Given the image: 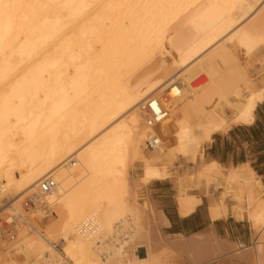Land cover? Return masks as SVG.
<instances>
[{
    "label": "bare ground",
    "instance_id": "obj_1",
    "mask_svg": "<svg viewBox=\"0 0 264 264\" xmlns=\"http://www.w3.org/2000/svg\"><path fill=\"white\" fill-rule=\"evenodd\" d=\"M263 102L264 0H0V264H177L158 181L264 264L261 178L206 154Z\"/></svg>",
    "mask_w": 264,
    "mask_h": 264
},
{
    "label": "crops",
    "instance_id": "obj_2",
    "mask_svg": "<svg viewBox=\"0 0 264 264\" xmlns=\"http://www.w3.org/2000/svg\"><path fill=\"white\" fill-rule=\"evenodd\" d=\"M256 114L260 115V119L257 117L255 124L259 122V125L261 127H264V123H263L264 121V102L259 105L256 111ZM257 128L259 129L260 127L257 126ZM232 131L233 130H230L229 132H232ZM229 134L230 133H227L226 135H219V137H222L221 141H216L215 138H217L218 136H215L213 143L207 148V153H206L207 156L210 157L212 160L216 161L217 163L224 165L226 168L236 167L238 165H243L246 163H250L251 167H253V160L252 159L250 160L248 156V153H249L248 149L250 148L249 142L239 141V142L233 143L232 141L228 139ZM262 142H264V133H263ZM256 157L260 158V160L263 161L264 160V150L262 149L257 154ZM262 164L263 165H261L262 167L260 170L254 167L253 169H255L257 175L261 178V181L264 184V162H262ZM156 184L160 185V187H162L163 189V190L160 189L157 192L156 191L153 192L154 194L159 193L158 194L159 200L162 201V204H160L157 208L159 209L160 212H162L165 215L166 219L168 220V224H169L168 226L167 225L163 226L164 229L162 228L164 237L166 236V239H168L169 243L174 244L173 246L177 253H181L183 255L186 253V255L184 256L182 255L181 258L178 257V259L176 260L177 264H186V263L189 264L190 263L189 262L190 261L189 250L192 253L195 252L198 254V255L196 254L195 255L198 256L199 258V264H252L253 263L252 256L250 253L247 252L248 258L247 256H245L246 253H244L243 254L244 257L241 256L239 257L240 259L238 258L236 254L237 248H240V246L242 245H244L245 247H248V246L250 247L257 240L258 236L255 230L252 229L251 225L248 224V222L238 221V220L236 221V219H234V217H232L231 215H229L227 218H220V219L213 220L210 217L206 202L204 203V201L190 215L188 216L179 215L180 212H178L179 210L176 205V201L174 197L175 190L172 187V184L169 181H158ZM168 187H170L171 191L166 190ZM255 234H256V237H255ZM209 236H212V237H209ZM195 238L199 239L198 240L199 242L195 241L196 240ZM195 243H197L198 245ZM221 244L223 247L221 246ZM185 245L188 249L187 248L185 249ZM217 245H218V248H216ZM219 245L221 247V250H220ZM205 246H208L209 248L212 247L211 249L213 250L207 249L209 253L210 252L212 253L211 255L207 252V250H206V253L203 251L205 249L204 248ZM225 247L227 248V251ZM216 249H219L220 251ZM193 250L195 251L193 252ZM197 250L200 252H196ZM183 251H185V253H183ZM202 252H203V255L205 254V256L206 254L207 256L210 255L209 259L205 257L201 259L203 256H201L200 253ZM231 253L234 255L230 256ZM212 255H215L214 256L215 259L212 257ZM226 255L227 256L229 255L230 257L228 258ZM219 256L221 259L217 260ZM221 256H223L224 258ZM249 257L251 260L249 259ZM200 259H201V262H200ZM209 261H211V263Z\"/></svg>",
    "mask_w": 264,
    "mask_h": 264
},
{
    "label": "rangeland",
    "instance_id": "obj_3",
    "mask_svg": "<svg viewBox=\"0 0 264 264\" xmlns=\"http://www.w3.org/2000/svg\"><path fill=\"white\" fill-rule=\"evenodd\" d=\"M257 117L260 119V115L256 114V119H257ZM263 123H264V121H263ZM257 126H259L260 128L258 129ZM232 130L233 131L230 132V134L228 135V139L230 141H232L233 143L234 142H239V141H241V142H246V141L249 142L250 148L248 149L249 150L248 151L249 152L248 156H249L250 160L251 159L253 160V167L254 168H258V170H260L261 167H262L261 165H263L262 162H264V160L261 161L260 158H257L256 156L262 149L264 150V148H263L264 142H262L263 133H264V127H261L259 125V122H257L256 124H254L253 126H250V127L239 126V127L233 128ZM218 137L215 138L216 141H221L222 137H219V138ZM160 189H162V187H160V185L154 184L152 187L149 188V190L146 193H141L140 196H141L142 200H145V198L147 196H149L152 199L153 203L155 204V206L157 208L160 204H162V201L159 200V195H158L159 193L154 194L153 192L154 191L157 192ZM166 190L167 191H171L170 187H168ZM6 216L7 215L4 214L3 217H0L1 218L0 220H2L4 218V226L7 227L9 222L12 221L11 220L12 218L9 217V216H7V218H6ZM8 219H10V220H8ZM167 244L169 246H172V244L169 243L168 241H167ZM140 256L144 257V252L143 251H140Z\"/></svg>",
    "mask_w": 264,
    "mask_h": 264
},
{
    "label": "built area",
    "instance_id": "obj_4",
    "mask_svg": "<svg viewBox=\"0 0 264 264\" xmlns=\"http://www.w3.org/2000/svg\"><path fill=\"white\" fill-rule=\"evenodd\" d=\"M52 185H53L52 183H45L44 185H42V188H43L45 191H50Z\"/></svg>",
    "mask_w": 264,
    "mask_h": 264
},
{
    "label": "snow or ice",
    "instance_id": "obj_5",
    "mask_svg": "<svg viewBox=\"0 0 264 264\" xmlns=\"http://www.w3.org/2000/svg\"><path fill=\"white\" fill-rule=\"evenodd\" d=\"M258 222L264 223V212L261 213L259 217H257Z\"/></svg>",
    "mask_w": 264,
    "mask_h": 264
},
{
    "label": "trees",
    "instance_id": "obj_6",
    "mask_svg": "<svg viewBox=\"0 0 264 264\" xmlns=\"http://www.w3.org/2000/svg\"><path fill=\"white\" fill-rule=\"evenodd\" d=\"M254 124H255V123H254ZM254 124H253V125H254ZM245 127H250V126H245Z\"/></svg>",
    "mask_w": 264,
    "mask_h": 264
}]
</instances>
